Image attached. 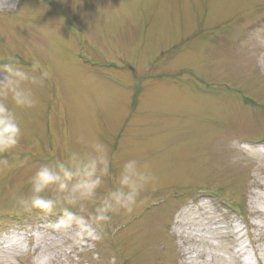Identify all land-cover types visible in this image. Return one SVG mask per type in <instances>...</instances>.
<instances>
[{"label": "rangeland", "instance_id": "obj_1", "mask_svg": "<svg viewBox=\"0 0 264 264\" xmlns=\"http://www.w3.org/2000/svg\"><path fill=\"white\" fill-rule=\"evenodd\" d=\"M10 58L43 83L32 108L0 96L23 132L0 154V264H264V0H0ZM97 140V201L129 159L152 176L131 212L21 203Z\"/></svg>", "mask_w": 264, "mask_h": 264}, {"label": "clouds", "instance_id": "obj_2", "mask_svg": "<svg viewBox=\"0 0 264 264\" xmlns=\"http://www.w3.org/2000/svg\"><path fill=\"white\" fill-rule=\"evenodd\" d=\"M36 71L37 66L31 71L26 70L14 58L0 64V96L10 98L14 108L34 107L37 100L28 85L43 83ZM14 108L0 102V154L12 152L23 135ZM0 164L8 165V160H0ZM110 164L109 149L98 140L88 143L83 151H68L66 159L42 164L35 170L29 181L31 195L21 203L47 214H53L54 209L63 205L61 215L69 220L76 218L71 207L81 201H90L95 205L94 219L97 222L109 221L110 214L121 209L131 212L152 176L146 165L129 159L120 168L115 186L97 201V190L109 174ZM51 187L57 193L55 198L42 195Z\"/></svg>", "mask_w": 264, "mask_h": 264}]
</instances>
